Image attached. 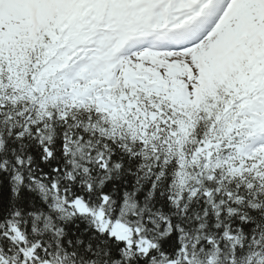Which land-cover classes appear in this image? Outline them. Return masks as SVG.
Returning a JSON list of instances; mask_svg holds the SVG:
<instances>
[{
    "label": "snow or ice",
    "instance_id": "6c2138e0",
    "mask_svg": "<svg viewBox=\"0 0 264 264\" xmlns=\"http://www.w3.org/2000/svg\"><path fill=\"white\" fill-rule=\"evenodd\" d=\"M0 264H264V0H0Z\"/></svg>",
    "mask_w": 264,
    "mask_h": 264
}]
</instances>
